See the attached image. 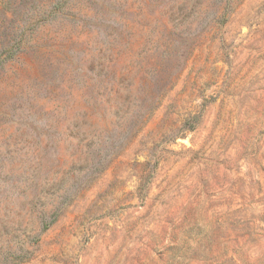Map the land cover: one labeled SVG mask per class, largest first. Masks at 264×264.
<instances>
[{
    "label": "rangeland",
    "instance_id": "obj_1",
    "mask_svg": "<svg viewBox=\"0 0 264 264\" xmlns=\"http://www.w3.org/2000/svg\"><path fill=\"white\" fill-rule=\"evenodd\" d=\"M0 264H264V0H0Z\"/></svg>",
    "mask_w": 264,
    "mask_h": 264
}]
</instances>
